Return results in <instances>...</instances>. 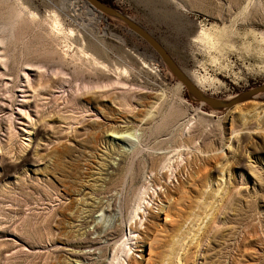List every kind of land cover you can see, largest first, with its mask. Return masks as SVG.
Here are the masks:
<instances>
[{
  "label": "rangeland",
  "instance_id": "obj_1",
  "mask_svg": "<svg viewBox=\"0 0 264 264\" xmlns=\"http://www.w3.org/2000/svg\"><path fill=\"white\" fill-rule=\"evenodd\" d=\"M101 1L213 97L264 83V0ZM88 9L0 0V264H264V96L210 111Z\"/></svg>",
  "mask_w": 264,
  "mask_h": 264
},
{
  "label": "water",
  "instance_id": "obj_2",
  "mask_svg": "<svg viewBox=\"0 0 264 264\" xmlns=\"http://www.w3.org/2000/svg\"><path fill=\"white\" fill-rule=\"evenodd\" d=\"M85 2L91 10L96 11L98 14L120 21L132 34L145 42L185 89L187 97L193 102L205 105L210 111H227L249 101L261 100L262 98H260V96H264V83L242 90L230 98H215L204 93L195 85L191 78L182 71L163 45L141 25L101 0H85Z\"/></svg>",
  "mask_w": 264,
  "mask_h": 264
},
{
  "label": "bare ground",
  "instance_id": "obj_3",
  "mask_svg": "<svg viewBox=\"0 0 264 264\" xmlns=\"http://www.w3.org/2000/svg\"><path fill=\"white\" fill-rule=\"evenodd\" d=\"M71 6H74V5H71ZM89 10V9H88ZM87 10V11H88ZM92 14H94L96 11H93V10H89ZM98 19H99V17H98ZM191 78V77H190ZM191 80L195 83V85L201 90V91H203L204 93H206V91H205V89H203L197 82H195V80H193V78H191ZM206 94H208V93H206ZM208 95H210V96H212L213 94L212 93H209ZM228 98H230V97H228ZM262 105H263V103H261ZM260 104V105H261ZM259 105V108H261L262 109V107ZM258 111V110H257ZM262 111V110H261ZM130 133H127V130L125 129H118L117 131H113V132H111V133H109L108 134V136H110V138L111 139H113V140H115V139H123V138H126V136H128ZM170 190V189H169ZM182 194V193H181ZM166 217V216H165ZM167 217H168V215H167ZM167 219V218H166Z\"/></svg>",
  "mask_w": 264,
  "mask_h": 264
}]
</instances>
